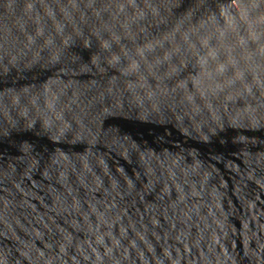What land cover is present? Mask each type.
Wrapping results in <instances>:
<instances>
[{
    "label": "water",
    "instance_id": "water-1",
    "mask_svg": "<svg viewBox=\"0 0 264 264\" xmlns=\"http://www.w3.org/2000/svg\"><path fill=\"white\" fill-rule=\"evenodd\" d=\"M0 264H264V0H0Z\"/></svg>",
    "mask_w": 264,
    "mask_h": 264
}]
</instances>
